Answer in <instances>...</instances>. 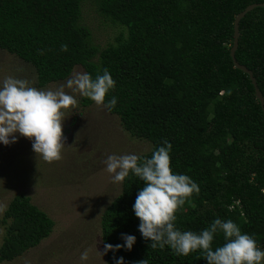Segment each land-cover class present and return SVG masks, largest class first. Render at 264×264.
Instances as JSON below:
<instances>
[{
  "label": "trees",
  "instance_id": "trees-1",
  "mask_svg": "<svg viewBox=\"0 0 264 264\" xmlns=\"http://www.w3.org/2000/svg\"><path fill=\"white\" fill-rule=\"evenodd\" d=\"M88 0H0V49L32 65L41 88L68 79L77 66L93 78L108 69L116 97L109 113L152 152L167 140L174 174L189 176L199 192L176 212L175 228L200 233L215 219L232 220L264 251V112L248 74L231 58L234 21L264 0H92L98 12L125 33L100 49L82 24ZM67 45V51L61 46ZM238 62L253 71L264 96V8L240 23ZM86 108L94 104L81 96ZM145 182L131 172L101 217L106 264H207L201 251L187 256L170 247L151 249L139 232L133 205ZM0 224L5 237L0 262L36 248L53 233L52 218L25 194L8 204ZM225 239L217 233L213 250Z\"/></svg>",
  "mask_w": 264,
  "mask_h": 264
},
{
  "label": "rangeland",
  "instance_id": "rangeland-1",
  "mask_svg": "<svg viewBox=\"0 0 264 264\" xmlns=\"http://www.w3.org/2000/svg\"><path fill=\"white\" fill-rule=\"evenodd\" d=\"M82 24L91 29L92 42L100 49L126 34L123 27L103 17L92 0L83 4ZM74 72L86 73L81 66ZM8 76L27 79L41 90H55L68 80L41 88L32 65L0 49V84ZM65 91L75 96L77 105L65 112L60 160L48 163L37 157L33 141L18 133L16 143L0 144V219L13 197L25 194L55 223L51 236L39 246L0 264H106L101 217L121 193L123 182H112L103 161L112 154L141 156L152 149L150 142L125 131L118 116L95 103L84 108L79 93L67 87ZM4 237L5 226L0 224V247ZM86 249L89 259L82 262L80 255Z\"/></svg>",
  "mask_w": 264,
  "mask_h": 264
},
{
  "label": "clouds",
  "instance_id": "clouds-1",
  "mask_svg": "<svg viewBox=\"0 0 264 264\" xmlns=\"http://www.w3.org/2000/svg\"><path fill=\"white\" fill-rule=\"evenodd\" d=\"M67 50V45L61 46V51ZM65 87L108 111L117 104L116 97L105 103L107 94L115 88L108 69L95 78L88 73L74 72L66 85L55 90H41L30 86L27 79L8 76L0 84V144L16 143L18 133L33 141L32 148L37 157L48 163L60 160L65 147V112L77 105L75 96L68 94ZM163 144L153 150L151 158L112 154L103 161L104 170L112 174L113 183L123 182L130 172L145 182L137 194L133 211L140 221L139 232L145 240L151 241L150 248L155 250L168 246L175 254L183 256L199 250L207 264H262L264 251L257 246L253 236L242 234L238 225L230 219H215L200 233L182 232L175 228L177 210L199 192V187L189 176L173 173L170 159L172 145L167 140ZM217 233L223 234L225 243L213 250ZM121 238L123 245L105 244L104 254L121 248L130 251L135 237L122 234ZM88 259L89 250L86 249L81 253L80 260ZM117 264H124L122 257ZM139 264H148V261L142 260Z\"/></svg>",
  "mask_w": 264,
  "mask_h": 264
},
{
  "label": "water",
  "instance_id": "water-1",
  "mask_svg": "<svg viewBox=\"0 0 264 264\" xmlns=\"http://www.w3.org/2000/svg\"><path fill=\"white\" fill-rule=\"evenodd\" d=\"M259 7L264 8V3L249 5L248 7H246L245 10H243L236 16L235 21H234V43L231 48L230 54H231V58L233 60L235 68L249 75L252 81V84L254 86V89H255L256 98L259 100L262 110L264 112V96L259 89L256 77L254 76L253 71L250 70L247 66L238 62L236 58V52L239 47V39H240V23L246 17L248 13L252 12L254 9L259 8Z\"/></svg>",
  "mask_w": 264,
  "mask_h": 264
}]
</instances>
